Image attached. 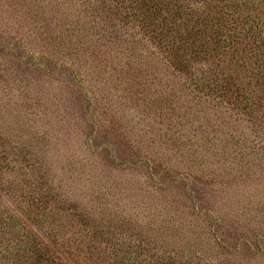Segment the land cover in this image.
<instances>
[{
	"label": "rangeland",
	"instance_id": "obj_1",
	"mask_svg": "<svg viewBox=\"0 0 264 264\" xmlns=\"http://www.w3.org/2000/svg\"><path fill=\"white\" fill-rule=\"evenodd\" d=\"M94 5L0 0L1 209L30 205L22 222L95 264H264L263 141L213 104L184 113L174 91L130 79L110 35L137 31L95 26Z\"/></svg>",
	"mask_w": 264,
	"mask_h": 264
},
{
	"label": "trees",
	"instance_id": "obj_2",
	"mask_svg": "<svg viewBox=\"0 0 264 264\" xmlns=\"http://www.w3.org/2000/svg\"><path fill=\"white\" fill-rule=\"evenodd\" d=\"M88 1L95 4L90 8L95 26L117 22L116 26L130 24L137 31L138 37L132 39L110 35V43L123 54L118 66L132 74L130 79L138 74L146 83L145 77H151L150 83L174 91L172 98L184 113H190L192 104H213L246 121L264 144V0ZM100 33L93 34L99 37ZM143 54L149 59L142 60ZM192 113L204 118L210 115L200 110ZM9 177L0 166V201ZM2 206L0 264H95L76 254L77 249L90 254V249H79L64 234L40 232L22 222V214L31 216L30 205L21 212ZM80 233L91 241L90 229ZM173 255L170 262L161 258L147 264H191L182 261L178 252Z\"/></svg>",
	"mask_w": 264,
	"mask_h": 264
}]
</instances>
